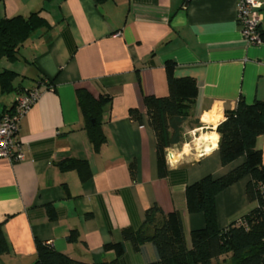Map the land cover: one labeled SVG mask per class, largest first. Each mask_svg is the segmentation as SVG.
Masks as SVG:
<instances>
[{
    "label": "crops",
    "instance_id": "1",
    "mask_svg": "<svg viewBox=\"0 0 264 264\" xmlns=\"http://www.w3.org/2000/svg\"><path fill=\"white\" fill-rule=\"evenodd\" d=\"M258 1L263 41L250 44L236 20L237 0H0V19L39 11L47 21L20 47L18 60L0 59V71L18 74L13 81L18 90L0 91V113L20 89L41 90L17 131L24 159L0 158V223L9 245L0 264H31L37 241L78 261L110 260L114 252L104 251L103 244L120 240L123 228H138L153 203L179 212L186 237L204 225L202 213L187 211L185 187L242 162L222 166L218 140L212 148L210 137L215 133L219 139L215 128L240 96L247 103L264 101V0ZM166 61L174 62L175 76L195 79L197 96L181 126V141L170 147L174 160L159 177L144 97L167 95ZM78 88L111 98L98 151L83 128ZM129 109L140 112L141 122L130 118ZM256 146L264 162V133ZM66 159L85 160L91 175L81 180L76 170H62L59 163ZM246 182L215 196L218 227L252 207ZM71 231L74 241L67 240ZM155 259L151 244L136 252L125 242L123 264Z\"/></svg>",
    "mask_w": 264,
    "mask_h": 264
},
{
    "label": "trees",
    "instance_id": "2",
    "mask_svg": "<svg viewBox=\"0 0 264 264\" xmlns=\"http://www.w3.org/2000/svg\"><path fill=\"white\" fill-rule=\"evenodd\" d=\"M46 24V19L39 11L30 12L27 16L1 18L0 59L5 58L9 62L18 60L20 47ZM174 66L173 61H166L164 65L167 95L144 97L147 123L155 139L159 177L166 176L168 172L166 149L181 141V126L190 116L197 96L195 79L190 76H175ZM17 75L11 69L0 71L1 93L17 89L13 84ZM41 81L48 87L51 85L48 80ZM23 89L29 88H22L20 91ZM75 97L84 121L83 128L93 150L98 151L105 142L100 126L102 115L111 98L108 95L94 97L84 88L76 89ZM12 108L13 104L7 110L11 111ZM128 114L131 119L141 122L138 110L129 109ZM215 130L219 135L218 153L221 165L226 166L239 158L243 160L219 177L207 175L185 187L186 209L189 213H202V227L191 229L186 237L179 212H165L158 204L153 203L145 210L144 219L138 228H123L120 240L103 244V250L113 251L114 258L100 262H82L56 250L49 243L37 241L36 258L31 264H123L125 242H129L136 252L147 243L154 247L156 259L143 264H218L220 258L221 261L227 260L229 264H264V162L262 151L256 146L258 136L264 133V101L256 99L247 103L240 96L233 109L224 110L223 120ZM59 167L62 170H76L81 180L91 175L85 160L66 159L59 163ZM134 168L133 164L129 167L132 176ZM244 178H247L245 196L253 204L252 207L225 227H218L215 196ZM46 210L48 217L54 219L52 205H47ZM76 239L74 231L67 236L68 241ZM8 252L9 245L0 223V255Z\"/></svg>",
    "mask_w": 264,
    "mask_h": 264
},
{
    "label": "built area",
    "instance_id": "3",
    "mask_svg": "<svg viewBox=\"0 0 264 264\" xmlns=\"http://www.w3.org/2000/svg\"><path fill=\"white\" fill-rule=\"evenodd\" d=\"M260 2L258 0H237L236 20L242 37L247 43L259 44L263 38L259 31L261 21ZM41 90L35 86L19 91L11 111L4 110L0 113V158L11 161H22L25 157L21 142L17 138L19 124L28 109L38 99ZM167 163L174 160V152L166 149Z\"/></svg>",
    "mask_w": 264,
    "mask_h": 264
},
{
    "label": "clouds",
    "instance_id": "4",
    "mask_svg": "<svg viewBox=\"0 0 264 264\" xmlns=\"http://www.w3.org/2000/svg\"><path fill=\"white\" fill-rule=\"evenodd\" d=\"M217 119H219V118H217ZM204 139H209V137H205ZM210 139L213 141L212 148H215V147H216V143H215V141L218 140V136L214 133V134L210 137ZM185 147H187V146H185ZM210 150H211V149H208V148L205 149V151H210Z\"/></svg>",
    "mask_w": 264,
    "mask_h": 264
},
{
    "label": "rangeland",
    "instance_id": "5",
    "mask_svg": "<svg viewBox=\"0 0 264 264\" xmlns=\"http://www.w3.org/2000/svg\"><path fill=\"white\" fill-rule=\"evenodd\" d=\"M13 66H16V64H14ZM18 66V65H17ZM222 258H220L219 263L218 264H229V262L227 260L221 261Z\"/></svg>",
    "mask_w": 264,
    "mask_h": 264
},
{
    "label": "bare ground",
    "instance_id": "6",
    "mask_svg": "<svg viewBox=\"0 0 264 264\" xmlns=\"http://www.w3.org/2000/svg\"><path fill=\"white\" fill-rule=\"evenodd\" d=\"M209 141V140H208Z\"/></svg>",
    "mask_w": 264,
    "mask_h": 264
}]
</instances>
